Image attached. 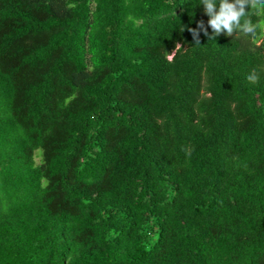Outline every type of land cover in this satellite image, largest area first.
<instances>
[{
	"label": "trees",
	"instance_id": "16d2710c",
	"mask_svg": "<svg viewBox=\"0 0 264 264\" xmlns=\"http://www.w3.org/2000/svg\"><path fill=\"white\" fill-rule=\"evenodd\" d=\"M198 3L0 0V264H264V0Z\"/></svg>",
	"mask_w": 264,
	"mask_h": 264
},
{
	"label": "clouds",
	"instance_id": "9594fccd",
	"mask_svg": "<svg viewBox=\"0 0 264 264\" xmlns=\"http://www.w3.org/2000/svg\"><path fill=\"white\" fill-rule=\"evenodd\" d=\"M251 0H199L198 5L203 6L204 12L209 16L208 25L213 30V39L221 33L232 35L234 32L243 31L246 34L255 33L256 27L249 19ZM200 28H204L203 22ZM207 34V28H204ZM198 36V31L193 30ZM253 79V77H249Z\"/></svg>",
	"mask_w": 264,
	"mask_h": 264
}]
</instances>
